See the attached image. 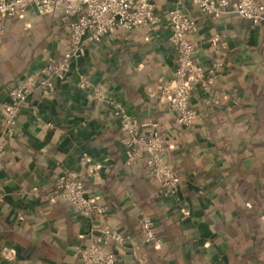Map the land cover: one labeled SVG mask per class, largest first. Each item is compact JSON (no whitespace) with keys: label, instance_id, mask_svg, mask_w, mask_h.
<instances>
[{"label":"crops","instance_id":"obj_1","mask_svg":"<svg viewBox=\"0 0 264 264\" xmlns=\"http://www.w3.org/2000/svg\"><path fill=\"white\" fill-rule=\"evenodd\" d=\"M151 1L162 18L155 29L89 42L49 97L38 90L28 95L12 135L2 134L0 113V249H16L13 260L0 264H81L77 250L89 221L68 202L47 200L63 171L76 173L87 195L108 206L96 225L126 233L124 245L107 246L118 264H264V25L235 14L214 20L186 5L198 24L194 63L224 66L211 92L193 89L189 106L199 117L184 129L162 93L176 67L166 15L173 0ZM68 48L69 28L58 13L30 9L6 19L0 106L16 81ZM96 89L104 100L93 97ZM114 103L141 122L159 123L164 156L180 175L175 196H155L144 158L125 163ZM82 153L90 164L82 163ZM140 211L154 221L161 239L155 248L143 241Z\"/></svg>","mask_w":264,"mask_h":264},{"label":"built area","instance_id":"obj_2","mask_svg":"<svg viewBox=\"0 0 264 264\" xmlns=\"http://www.w3.org/2000/svg\"><path fill=\"white\" fill-rule=\"evenodd\" d=\"M188 4L214 20L235 14L248 19L254 26L264 25V5L256 0H173L166 15L170 27L168 41L176 53V67L162 93L167 98L169 109L175 113L174 121L184 129H190L199 117L197 110L189 106L193 89L200 86L204 91L211 92L216 73L224 66L221 60H215L205 68L194 63L196 41L192 35L197 32L198 24L187 13ZM30 9L39 15H62L69 28V48L62 58L49 57L36 74L24 75L9 88L0 106L4 122L2 134L6 135L13 134L16 118L26 104L28 95L38 90L43 97H49L54 92L56 82L66 78L72 63L84 56L89 42L108 36L117 37L121 31L138 27L149 32L162 21L151 0H0V38L6 19L24 16ZM80 77L79 85L86 86V79ZM93 97L104 100L105 93L102 89H96ZM111 112L121 128L120 144L126 157L125 163L144 158L150 174L158 183L156 197L175 196L181 180L164 156L166 137L159 123L141 122L117 103L112 105ZM2 150L0 143V167ZM80 159L84 164L92 162L86 153H82ZM47 200L68 202L80 217L89 221V228L83 235L85 240L77 250L81 264H118L114 252L107 250V246L124 245L127 235L108 224H95L96 219L106 214L109 208L87 195L84 183L76 173L63 171L47 195ZM137 223L144 243L153 246L161 243L156 236L154 221L148 214L140 211ZM15 257L14 246L4 245L0 249V259L11 261Z\"/></svg>","mask_w":264,"mask_h":264},{"label":"trees","instance_id":"obj_3","mask_svg":"<svg viewBox=\"0 0 264 264\" xmlns=\"http://www.w3.org/2000/svg\"><path fill=\"white\" fill-rule=\"evenodd\" d=\"M145 160V159H144ZM130 164H132V163H130ZM129 164V165H130ZM146 164V163H145ZM147 167V166H146ZM176 170V169H175ZM177 172V171H176ZM178 173V172H177ZM147 174H148V177H150V178H153L152 177V175L150 174V172H149V169H148V167H147ZM178 175H179V173H178ZM180 176V175H179ZM154 179V178H153ZM155 180V179H154ZM157 188H158V183H157V187H156V190H157ZM155 193H156V191H155ZM156 196V195H155ZM158 198V197H157ZM155 232H156V229H155ZM157 233V232H156ZM147 245H149V247H152V248H155V246H153V245H151V244H147Z\"/></svg>","mask_w":264,"mask_h":264}]
</instances>
